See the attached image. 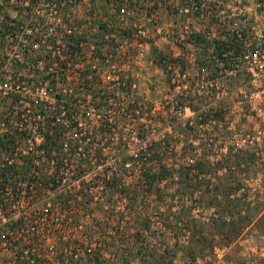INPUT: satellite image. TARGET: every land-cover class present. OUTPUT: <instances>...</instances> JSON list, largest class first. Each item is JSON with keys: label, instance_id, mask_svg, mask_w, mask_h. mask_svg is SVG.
Masks as SVG:
<instances>
[{"label": "built area", "instance_id": "1", "mask_svg": "<svg viewBox=\"0 0 264 264\" xmlns=\"http://www.w3.org/2000/svg\"><path fill=\"white\" fill-rule=\"evenodd\" d=\"M98 1L0 29V264H58V233L143 186L176 129L264 161V0Z\"/></svg>", "mask_w": 264, "mask_h": 264}, {"label": "rangeland", "instance_id": "2", "mask_svg": "<svg viewBox=\"0 0 264 264\" xmlns=\"http://www.w3.org/2000/svg\"><path fill=\"white\" fill-rule=\"evenodd\" d=\"M36 1L10 0L8 5L0 1V29L12 23L3 20L7 16L12 20L20 19L19 21L21 19L23 21V16H30L27 13L31 10L35 11ZM55 1L58 2V0ZM98 3L99 1L96 0V4H92V10ZM69 8L70 6L65 8L64 13L68 9L67 14H72ZM73 8L81 11L79 14H88L82 11L86 9L85 7L79 5ZM237 128L247 131L254 128V125L247 118H241ZM177 130L174 139L175 151L178 153L182 148H187L191 158H196L198 155L191 149L187 134ZM226 146L227 153L235 151L228 144ZM245 152L252 154V161L244 165V174L240 171L237 173L241 190L236 198H242L241 200L249 205L253 213L251 223L244 225L240 231H231V228L238 229L239 224L231 225L232 221L225 213L227 209L223 204L224 200L219 198L218 203H212L210 200L208 189L213 190L221 181L227 182L224 169L219 170L218 175H213L212 170L208 173L210 177H203L204 179L200 182L196 181L198 183L190 182L192 186L189 187L191 190L189 191L194 195L189 196L188 193L181 203L178 200V203L170 201L173 189L167 192L164 184L155 185L154 193L145 191L142 186H134L129 192L130 196L123 199L124 201L122 199L106 200L113 206L109 211H103L102 205L95 203L93 207L97 211L78 218L75 224H71L73 229L70 231L67 229L58 233V264H140L141 260H145L146 264H264V161L256 155V152ZM203 155L206 156L207 162L214 163L222 160L226 154L220 155L218 151H213L205 152ZM172 157L171 153L169 158ZM199 158L197 157V160ZM210 167L213 168L216 165ZM217 178H220V181ZM158 187L165 192V194L162 192L164 197L160 199L156 194ZM196 189L200 191L199 194L195 192ZM140 194H143V198ZM166 194L169 198L165 197ZM190 197L192 200L188 199ZM171 207L173 208L170 213ZM179 208L183 211L175 213L178 212L175 210ZM158 209L160 212L156 214ZM173 213V216L180 220V226L185 228L182 229L185 233L179 243L176 242L173 231L162 230L160 225L157 227L159 222L166 216L171 217ZM160 214H162L161 217ZM140 217L150 218L153 225L149 228H140L135 222V219ZM216 223L219 224V228L216 227ZM192 232H200L201 244L188 242L187 239L192 236ZM182 240H186L189 248L187 252L202 251L200 255H197L196 261L190 263L185 258L184 252L188 248H184ZM88 249L91 252L88 253Z\"/></svg>", "mask_w": 264, "mask_h": 264}, {"label": "trees", "instance_id": "3", "mask_svg": "<svg viewBox=\"0 0 264 264\" xmlns=\"http://www.w3.org/2000/svg\"><path fill=\"white\" fill-rule=\"evenodd\" d=\"M4 1V4L8 5L10 3V0H0ZM24 14V12H21ZM30 15V12L27 13V15ZM4 16H7V14H3ZM5 21H10V22H18L19 20L15 19H9L8 16L7 18H3ZM6 29V28H5ZM228 151V153L223 156V161L217 160L214 163L207 162L206 156L202 155L198 160H196L193 164L191 165H186V160L188 157L191 156L190 152L188 151L187 148H182L181 152H176L173 151L172 158H169L165 156V152L162 150H159L158 153V161L159 165L156 171L152 170L151 173L145 174L143 176V181L145 188H142L145 191H152L153 193L155 192V185L161 186L164 184L165 190L167 192L171 189H173V192L170 194V201L172 203H181L184 201V199L188 196V193L190 194L189 196H193L194 193L190 192V188L192 185L190 182H195L198 183L201 181V179H204L203 177L209 176L208 173H211L213 170V175H218V171L224 169V177L227 182L221 181L219 184H216L215 188L211 191L208 189V193H210V200L212 203H218L217 201L220 199L224 200L225 203V211L226 215L231 219V225L236 226V223L239 224L238 229L231 228V231L237 230L240 231L244 225L250 224L251 223V216H252V209L249 208V205L245 202L242 201V198H236L237 193L239 190H241V182L240 179H238L237 173L240 171L243 173L244 165H247L252 161V154H249L248 152H238V151ZM215 166L211 168L210 166ZM217 172V173H216ZM244 174V173H243ZM210 177V176H209ZM220 181V178H217ZM198 180V182H196ZM187 190L189 192H187ZM157 193V198L160 199L164 197L162 195L163 190L159 189L156 191ZM196 193H200L199 190H195ZM165 194V192H163ZM165 197L169 198L168 195L166 194ZM143 198V197H142ZM157 199V200H158ZM192 200V198H188ZM178 200V201H177ZM196 201V200H194ZM158 203V202H157ZM171 203V204H172ZM220 204V203H219ZM182 206V204L180 205ZM231 206V210H229V207ZM173 207L170 208L169 212L171 213ZM179 213L183 211V209L179 208V210H175ZM160 211L156 212L158 214ZM163 212V211H162ZM186 212V211H184ZM162 214L159 216L161 217ZM171 214L169 216H166L165 219H163L161 222H159L158 225L162 228V230H168V231H173L174 232V237L177 239V243L181 241V237L184 236L182 232L183 228L180 226V220L176 218V216H173ZM158 216V218H159ZM138 219V218H137ZM135 219V222L137 223V226H140V228H149L151 224L150 218H145L142 219L140 217L138 220ZM235 223V225H234ZM217 228H219V224H215ZM223 225V224H221ZM225 225V224H224ZM232 226V227H233ZM224 227V226H223ZM232 233V232H231ZM235 234V233H232ZM186 235V234H185ZM237 237V235L235 234ZM188 242L193 243V244H201L202 236L200 232H192V236L187 239ZM184 248H188V245H186V240H182ZM188 249L185 250L184 255L185 258L191 261H196L197 255L201 254V250H196V252L190 251L187 252ZM145 262V263H144ZM147 262L145 260H141L140 264H146Z\"/></svg>", "mask_w": 264, "mask_h": 264}]
</instances>
